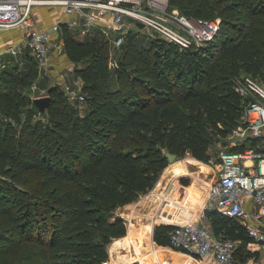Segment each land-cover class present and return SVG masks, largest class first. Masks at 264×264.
Segmentation results:
<instances>
[{
	"label": "trees",
	"instance_id": "1",
	"mask_svg": "<svg viewBox=\"0 0 264 264\" xmlns=\"http://www.w3.org/2000/svg\"><path fill=\"white\" fill-rule=\"evenodd\" d=\"M233 4L249 7L245 16L262 17L249 28L242 13L225 7L215 38L187 50L159 37L147 49L131 41L125 47L138 33L132 30L119 48L125 49L114 78L106 41H78L63 29V51L87 93L85 114L59 84L49 87L51 104L39 113L18 88L33 75L19 80L17 66L0 72V264H103L109 245L126 235L115 211L154 187L169 165L166 153L211 161V137L225 143L246 104L234 79L263 81L264 0ZM33 177L40 179L37 189ZM52 182L61 183L56 192L43 193ZM31 194L34 203L26 201ZM205 216L216 237L252 242L236 218L217 209H206ZM174 227L157 224L154 242L169 246ZM150 233L141 231L140 242ZM16 248L24 250L12 263Z\"/></svg>",
	"mask_w": 264,
	"mask_h": 264
},
{
	"label": "built area",
	"instance_id": "2",
	"mask_svg": "<svg viewBox=\"0 0 264 264\" xmlns=\"http://www.w3.org/2000/svg\"><path fill=\"white\" fill-rule=\"evenodd\" d=\"M38 6H62L66 16H76L77 20L70 18L63 24L39 29L33 13ZM167 9V0H0V30L22 29V42L9 46L6 52L15 58L19 67L29 56L44 73L51 68L53 50L63 49L60 32L73 31L78 25L86 35L98 28L115 49L123 45L126 35L135 31L139 23L149 33L154 32L180 50L202 47L219 31L220 20L185 26L182 18L173 19ZM109 58H112L111 52ZM9 67L0 53V72ZM233 83L246 104L240 123L226 137L231 143H221L224 147L210 161L215 179L208 188L210 206L206 209H217L222 215L239 220L252 242L262 250L261 258L253 264H264V229L249 224L250 220L264 219V81L247 76L235 78ZM68 97L81 106L86 104L80 88L71 89ZM246 198L250 199L251 210L244 206ZM200 217L206 218L204 213ZM168 241L171 248L200 259L239 264L235 258L238 241L216 237L205 225H177L169 232Z\"/></svg>",
	"mask_w": 264,
	"mask_h": 264
},
{
	"label": "crops",
	"instance_id": "3",
	"mask_svg": "<svg viewBox=\"0 0 264 264\" xmlns=\"http://www.w3.org/2000/svg\"><path fill=\"white\" fill-rule=\"evenodd\" d=\"M33 13L35 25L39 29H44L55 23L63 24L70 18L74 21L77 20L76 16H66L62 6H38ZM81 30L82 26L78 25L75 30L69 31L78 41L94 39L106 41L98 28H95L92 31L93 34L90 35L82 34ZM23 36V30L19 28L0 30V53H3V58L9 66L11 65V68L15 66L19 69L30 68L29 56L19 67L15 58L6 52L9 46L21 43ZM55 37L58 38V35ZM59 38L63 42L62 32H60ZM70 69L73 72L74 64L67 58L63 49H54L51 68L47 73H44V76L49 77L50 80L54 79L55 82L50 83L47 90L55 84L65 85L66 80L75 75L74 72H67ZM41 73L40 77L43 76ZM73 82L78 88L82 81L73 77ZM199 162L203 161L188 155L185 161L180 160L169 164L148 193L116 210L119 215L115 216L126 224V235L122 237L123 239H117L119 240L117 242L114 240V243L109 245L108 260L103 264H218L214 260L200 259L170 246L158 245L153 240V232L157 224L177 226L194 223L210 228L209 219L201 218L200 214H205L206 208L210 206L207 202V193L210 184L215 179V170L211 163L208 168H202ZM171 167H178L182 174H179L177 169L171 170ZM244 206L251 210L250 199H245ZM249 224L264 229V219L250 220ZM141 231H151L150 238L144 239L143 243L139 240ZM260 248V245L255 242L238 241L235 258L239 264H253L262 256Z\"/></svg>",
	"mask_w": 264,
	"mask_h": 264
},
{
	"label": "rangeland",
	"instance_id": "4",
	"mask_svg": "<svg viewBox=\"0 0 264 264\" xmlns=\"http://www.w3.org/2000/svg\"><path fill=\"white\" fill-rule=\"evenodd\" d=\"M208 0H167V4H168V9L167 12L169 14V16H171L173 19L175 18H182L185 22V26H194L197 24H200L202 22L205 21H209V20H220L221 19V15L219 14V12L225 8L228 7L229 10L233 11V12H237L239 11L242 16V18L247 22L249 28L253 26V23L256 19L262 17V15L260 14H252L249 16H245V12H250L249 11V7H243V8H238L235 7V5L233 4V0H210V3H207ZM211 3H213V8L216 10L214 12V10H210L209 7L211 6ZM205 5V8L203 9V13L201 14V17H196V13L199 12L198 10H202V6ZM210 13V14H208ZM253 13V12H252ZM227 14H225L224 16H226ZM139 31H138V30ZM137 29H135L134 32H138L136 33L137 35L129 36L126 38V46L127 47L131 42H133L137 48L142 49V48H150L152 42L155 40L156 37H159L157 34H155L154 32H150L143 29V28H139L137 26ZM244 38H246V36L248 35H243ZM160 38V37H159ZM108 48H109V52L112 53V58L110 59V65H111V69H112V75L113 78L115 76V69L117 68V64L118 61L120 59V56L122 55L123 50H119V49H115L113 47L110 46V44H108ZM29 67V66H28ZM130 70L133 69V66L129 67ZM19 72H17L18 74V79L21 80L22 78H25L26 75L28 74H32L33 77L28 81H26L25 83H19L18 84V88L21 90V92L23 94H25V96H27V98H29L30 100L33 101L34 103V99L40 96H43L47 93V86L50 85V83L55 82L54 79L50 80L49 77L44 76V72H42L41 74L44 76L40 77V71L38 69H35L34 67L31 68H25V69H18ZM68 73H71L72 70H68ZM74 72V70H73ZM72 72V73H73ZM138 74V73H137ZM139 75V74H138ZM73 77L77 80H79V78L74 76H71L70 79L66 80V84L65 85H58L61 89V91L63 92V94L68 98V101L70 104L75 105L76 109L80 112V114H85L88 110H89V105L86 103L85 105H80L77 102H73L69 99L68 97V92L71 89H77V86L74 84L73 82ZM53 78V77H52ZM263 81H264V69L262 70V74L260 77ZM260 81V80H259ZM56 85V84H55ZM0 87L5 88L3 85H1L0 83ZM82 87H83V83H80V86H78V88H80L81 93L84 94L85 96H87V93L82 91ZM38 117V113H35L33 115L34 119H37ZM43 121H46V118L44 116H41ZM238 141H240L238 139ZM211 146L209 149V152L211 154V161L214 160V158L217 156L218 152L224 147V145H221V143H223V141L218 139V135L214 134L211 137ZM225 143H231L230 141H228L227 139L225 140ZM224 144V143H223ZM189 154H186L183 157H178L176 158V161H180V160H184L186 159V157ZM174 162V163H175ZM210 162V161H209ZM209 162H204L207 164H204L203 162H199V165L202 168H208ZM213 165V164H212ZM179 170V174H182V171L180 169H178V167H171V170ZM170 170V169H169ZM39 178H31V183L36 186V189L39 187ZM61 184L60 182H52L45 190H43V193H51V192H56V188L58 187V185ZM62 191H60L61 193ZM58 193V192H57ZM4 194H7V196H9L10 200H15V194L14 193H7L5 191ZM31 197H34L33 200H30V197H28L26 199V201H29L30 203H34L37 195H30ZM17 212V211H15ZM115 215H119L118 211H115ZM128 236V234H127ZM130 237V236H129ZM24 249L18 250L17 248L15 249L14 253L11 255V261L12 263H15L17 260H19L21 258V254L22 251ZM116 264V263H115Z\"/></svg>",
	"mask_w": 264,
	"mask_h": 264
},
{
	"label": "water",
	"instance_id": "5",
	"mask_svg": "<svg viewBox=\"0 0 264 264\" xmlns=\"http://www.w3.org/2000/svg\"><path fill=\"white\" fill-rule=\"evenodd\" d=\"M139 28H142V24H138ZM52 98L50 95H43L40 97H37L34 99V105L36 106V108L38 109L39 113L44 112L51 104ZM166 157L168 158V162L169 164H172L175 162L176 160V155L175 154H171V153H166Z\"/></svg>",
	"mask_w": 264,
	"mask_h": 264
}]
</instances>
